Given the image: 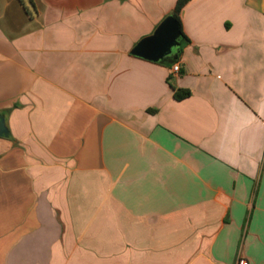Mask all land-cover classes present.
Here are the masks:
<instances>
[{
	"label": "crops",
	"instance_id": "0c3cea01",
	"mask_svg": "<svg viewBox=\"0 0 264 264\" xmlns=\"http://www.w3.org/2000/svg\"><path fill=\"white\" fill-rule=\"evenodd\" d=\"M176 2L0 0V264H264V0Z\"/></svg>",
	"mask_w": 264,
	"mask_h": 264
},
{
	"label": "water",
	"instance_id": "95a60500",
	"mask_svg": "<svg viewBox=\"0 0 264 264\" xmlns=\"http://www.w3.org/2000/svg\"><path fill=\"white\" fill-rule=\"evenodd\" d=\"M181 30L178 22L172 15H168L154 30L141 39L130 51V55L159 63L170 57L176 59L179 52ZM9 131L5 120L0 117V137H8Z\"/></svg>",
	"mask_w": 264,
	"mask_h": 264
},
{
	"label": "trees",
	"instance_id": "16d2710c",
	"mask_svg": "<svg viewBox=\"0 0 264 264\" xmlns=\"http://www.w3.org/2000/svg\"><path fill=\"white\" fill-rule=\"evenodd\" d=\"M190 0H177L175 8L172 12V16L175 18V20L178 22L179 26H180V30H181V25H180V18H179V14L182 10V8L189 2ZM180 46H179V52L178 55H180V53L182 52V49L184 48V46L187 44L188 40L187 38L184 36L182 30H181V37H180ZM171 62V61H169ZM160 63H165V61H161ZM173 63V62H172ZM189 97V92L185 91V90H180V89H174V99L177 101H181L185 98Z\"/></svg>",
	"mask_w": 264,
	"mask_h": 264
},
{
	"label": "built area",
	"instance_id": "2783aa9c",
	"mask_svg": "<svg viewBox=\"0 0 264 264\" xmlns=\"http://www.w3.org/2000/svg\"><path fill=\"white\" fill-rule=\"evenodd\" d=\"M171 70H172V72H173L174 74H178V72H179V65H177V64L173 65V67H172ZM238 264H248V262L245 261V260H240V261L238 262Z\"/></svg>",
	"mask_w": 264,
	"mask_h": 264
}]
</instances>
